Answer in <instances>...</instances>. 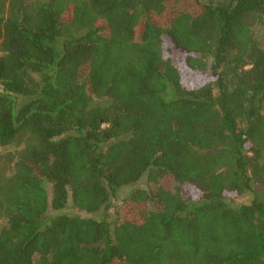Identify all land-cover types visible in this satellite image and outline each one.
Returning a JSON list of instances; mask_svg holds the SVG:
<instances>
[{
  "label": "trees",
  "instance_id": "trees-1",
  "mask_svg": "<svg viewBox=\"0 0 264 264\" xmlns=\"http://www.w3.org/2000/svg\"><path fill=\"white\" fill-rule=\"evenodd\" d=\"M196 1L0 0V264H264V0Z\"/></svg>",
  "mask_w": 264,
  "mask_h": 264
},
{
  "label": "rangeland",
  "instance_id": "rangeland-1",
  "mask_svg": "<svg viewBox=\"0 0 264 264\" xmlns=\"http://www.w3.org/2000/svg\"><path fill=\"white\" fill-rule=\"evenodd\" d=\"M187 6L191 9V10H197L198 9V5H197V1L196 0H185ZM164 18L166 19L167 16H161L159 17L160 20H162L163 22L165 21ZM263 43H264V39H263ZM174 60L176 61V64L178 65L179 69L181 70V74L183 77V81L184 83L189 86V87H196L199 86L201 84H203L206 80L209 79V76L201 71H194L191 70L186 63L184 62V60L181 59V57L173 56ZM100 101H97L96 103H100ZM162 183L165 184L166 186H168L169 188H173L175 185V182L170 179V178H164L162 179ZM155 183L152 181H149L148 179V175H144L140 181H138L137 183L133 184V185H129L126 187H123L119 190L117 197L113 199V203L111 205V208L109 210H102L99 211L98 213L95 214H88L85 211L80 210L79 208L75 207L71 202L69 203V205L64 208L61 212L64 213H69V214H76V215H82V216H92L95 218H111V217H115V216H121L123 214L122 211V203H123V199L134 189V188H154L155 187ZM250 195H238L236 192H229L228 193V201H233L235 203H246L249 202L250 200ZM50 212L52 214H54L55 210H50Z\"/></svg>",
  "mask_w": 264,
  "mask_h": 264
}]
</instances>
